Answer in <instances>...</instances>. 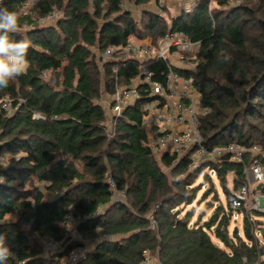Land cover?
I'll use <instances>...</instances> for the list:
<instances>
[{
	"label": "trees",
	"instance_id": "1",
	"mask_svg": "<svg viewBox=\"0 0 264 264\" xmlns=\"http://www.w3.org/2000/svg\"><path fill=\"white\" fill-rule=\"evenodd\" d=\"M28 1L0 0V8L17 14L19 28L28 26L10 38L31 41L27 71L0 89V233L11 253L5 264H61L73 247L93 239L99 241L77 264H144L145 253L162 264H264V246L248 217L247 240L238 233L236 240L230 237L231 213L222 206L203 225L190 224L192 213L180 217V206L194 198L195 175L169 181L148 145L155 131L142 124L136 109L115 118V135L109 137L102 94L103 80L111 94L131 84L137 69L133 63L105 61L110 47L126 46L131 35L157 42L169 29L182 30L200 42L198 66L186 74L208 110L201 117L203 144L264 148V0H242L245 16L239 23L222 15L221 7L232 0H197L181 15L144 11L141 20L122 0H35L31 13L19 15ZM55 12L57 19L41 22ZM230 15L236 19L239 12ZM165 66H151L155 79L163 80L158 72ZM45 71L53 81L42 77ZM5 97L13 110L2 108ZM159 155L174 173L195 170L197 176L210 166L223 185L229 172L237 187L245 181L243 164L228 155L197 169L188 153L178 163L174 154ZM115 189L125 202L113 200ZM45 191L56 195L47 199ZM69 211L81 239L71 235ZM210 229L228 250L213 241ZM44 238L61 242L64 251L45 256Z\"/></svg>",
	"mask_w": 264,
	"mask_h": 264
},
{
	"label": "built area",
	"instance_id": "2",
	"mask_svg": "<svg viewBox=\"0 0 264 264\" xmlns=\"http://www.w3.org/2000/svg\"><path fill=\"white\" fill-rule=\"evenodd\" d=\"M171 1L156 0L158 9L166 8ZM57 16V12L50 13L42 18V21L51 22ZM136 39L138 38L135 35H131L126 46H113L103 53V56H106L103 57L105 61L115 59L117 62L133 63L137 67L133 82L118 86L115 92L109 95V103L104 102L108 106L107 110L111 106L114 109L113 113L108 112L109 127L115 128V118L123 116L125 110L136 109L143 119L142 124L155 131V135H150L148 145L158 155L161 151H168L177 156L178 163L188 153L193 169L203 166L206 161L216 162L219 157L225 155H228L231 161L244 163V175H248L243 184L228 194V206L231 209L246 208L251 200L252 183L257 186L264 182V148L259 145L251 146L249 151L253 156H249L250 160L245 163L248 148H242L239 142H230L212 149L203 144L201 117L207 114L208 110L201 104L200 91L186 74L198 66L196 55L200 50V42L190 40L182 30L172 29L157 42L151 39L148 43H138ZM159 62L166 65L158 72L163 80L155 79L157 74L151 67ZM117 71L118 67L115 66L114 72ZM1 106L4 110H13L12 101L8 97L1 101ZM17 108L18 106L14 110ZM233 148L236 149L231 151ZM209 168L217 175L216 169L210 166ZM110 182L114 185L111 179ZM66 220L68 223L74 220L71 211L67 213ZM43 240L47 252L64 251L61 242L49 238ZM87 252L85 245L73 247L68 254L61 257L60 262L77 264ZM145 255L144 264H155L147 253Z\"/></svg>",
	"mask_w": 264,
	"mask_h": 264
},
{
	"label": "rangeland",
	"instance_id": "3",
	"mask_svg": "<svg viewBox=\"0 0 264 264\" xmlns=\"http://www.w3.org/2000/svg\"><path fill=\"white\" fill-rule=\"evenodd\" d=\"M122 1H123V7L124 8L132 10L135 19H138V20L142 19L143 13H142L141 9H142L144 4H142V3L138 4L137 3L138 0H122ZM147 1H149V0H146L144 3H147ZM151 1H152L153 5L154 4L157 5L156 0H151ZM193 1H195V3H196L197 0H180V1L179 0H172L171 2H169L167 4V8H165V9H168V12L172 13V15H178V14H181L185 10L186 11L192 10V8L195 6ZM35 2H36L35 0H32V1L29 0L26 3V5L23 6L18 11L19 15L25 16L28 13H31L30 7ZM191 3H193V5H190ZM242 4H243L242 0H232V1H230V4H226L225 6H222L221 11H223V13L225 12V14H222L223 17H226L227 21L234 20L236 23H239L240 18L245 16V14L243 12V7H245V5L240 6ZM253 5H254L253 3H247V6H249V7H253ZM209 7H211V9L215 8L216 2L210 1ZM233 9H235V11L239 12V16L236 19H233V16L230 15V12H232ZM226 11H228V12L226 13ZM59 16H60V14L58 13V16L55 19H57ZM44 17L40 18L41 22H43L42 18H44ZM170 25H171V21L168 22V26H170ZM26 27H28V26L23 25V27H21L22 31H25ZM21 28L18 27L17 31H20ZM136 37L138 38V39H136V42H138V43H143V42L148 43V40L152 39L151 37H147V36L146 37L136 36ZM139 39H141V40H139ZM103 57L106 58V56H103ZM42 77L47 79V80H51V81L54 80L53 75L51 74L50 71L43 72ZM102 94H103V97L105 96V99H103L105 101V103L106 102L109 103V100H110L109 95L110 94L106 93V81H104V80L102 81ZM101 101H102V98L100 99V102ZM105 103H104V107H105ZM107 108H108V106L105 107V110H107ZM108 112L110 114L114 112V109L112 108V106L110 107V109L107 110L106 113L108 114ZM109 130H110L109 137H113L115 135L116 130L113 131V129L111 127H109ZM242 148L245 149L247 147L242 145ZM235 149L236 148H233V149H231V151H234ZM249 150H250V147H248V150H247L248 153L247 154H249L250 157H252L253 153ZM153 152H154V150H153ZM161 152L163 154L164 153L166 154V152H168V151H161ZM154 154H155V158L158 161V164L162 167V169L165 171V173H167L169 175V178H168L169 181L172 180L173 178H175V179H178V178L179 179L180 178L186 179L190 174L192 176L195 175L192 179V185L190 186L191 190H193L190 192V194H194V198H193L191 204H188V205L182 204L180 206L179 211H181V215H180L181 218L186 216V214H188V213H192V216L190 218V224L191 225H196V224L203 225L204 222L210 220L215 215L216 210L220 206H222L224 208V212L231 213V220H230V225L228 226V231H229V235L232 239L236 240V238L234 237V234H233L234 231H236V233H238V236L242 237L243 240H247L245 235H244V231H245L246 218L248 217V221L254 225L253 230L256 233L255 235H256L257 239H259L260 244L264 246V190L262 189L264 182L261 184H258L257 186H254V184L252 183V186L250 187L251 200H250V204H248V206H246V208L231 209L228 206V194L230 193V191L232 189L237 188V186L234 183V179H235V173L234 172H229L225 175L224 180H225L226 185H223V184H221L222 181L218 178V175L214 174L209 167H204V166L201 167V169H203V171L201 173H199V175H197V176H196V174H194L195 170H190L189 172H191V173H189V172L184 173L183 171L174 173L173 171L171 172L170 167H167L163 164L161 155H158L155 152H154ZM179 156H181V155H179ZM16 157H18V156H16ZM250 157H249V160H250ZM2 160L5 161L4 159H2ZM205 163L206 162H204V164ZM245 163H246V161H245ZM242 164H243V166H245L244 163H242ZM205 174H208L210 176L211 180L204 177ZM173 175H176V176H173ZM247 175H246V177H247ZM246 177H245V180H246ZM27 185H29V184H27ZM41 185H43V183L36 182V186H41ZM258 190H260V191H258ZM44 193L46 194L47 199H51L53 194H54V193L49 194V193H47V191H45ZM113 197H114L113 200L115 202H118L119 200H122L124 202L126 201V198H125V196H123V193H121L117 189L114 190ZM75 224H76L75 220H73L71 223L68 224L70 226V229H71V235H72L73 239H81L80 234H78L74 230ZM152 224H153V222H152ZM208 232L210 233L211 238L213 239V241L216 244H218L221 248H223V249L226 248V250H228L226 245L215 237L214 229H210V230H208ZM97 241H99V240H94V239L91 241L86 240V242H85L86 250L87 251L92 250L94 248V246H96ZM247 242H249V241H247ZM41 244H43L44 253H47V251L45 250V247H44V240H41ZM150 258H151V260L154 261L155 264H158V262L160 263V260L158 259L157 256L156 257L150 256Z\"/></svg>",
	"mask_w": 264,
	"mask_h": 264
},
{
	"label": "clouds",
	"instance_id": "4",
	"mask_svg": "<svg viewBox=\"0 0 264 264\" xmlns=\"http://www.w3.org/2000/svg\"><path fill=\"white\" fill-rule=\"evenodd\" d=\"M18 19L14 11L0 8V89H6L29 67L27 54L31 41L10 38V34L17 31ZM10 255L7 236L0 233V264H5Z\"/></svg>",
	"mask_w": 264,
	"mask_h": 264
},
{
	"label": "crops",
	"instance_id": "5",
	"mask_svg": "<svg viewBox=\"0 0 264 264\" xmlns=\"http://www.w3.org/2000/svg\"><path fill=\"white\" fill-rule=\"evenodd\" d=\"M193 3L195 5V1H193ZM193 3H191L190 5H193ZM142 4L145 5V6L143 5V7L141 9L142 13L144 11H147V12H150V13H153V14H157V15H163L165 13V11H164L165 8H163L162 10H159L158 7H157V5L156 4L153 5V3H152L151 0L147 1V3H142ZM130 11H132V10H130ZM189 11H191V10H189ZM189 11H186L185 10L183 12H189ZM132 14H133V12H132ZM178 15H181V14H178ZM133 16H134V14H133ZM50 254H52V253H48V252L47 253H44L45 256L50 255Z\"/></svg>",
	"mask_w": 264,
	"mask_h": 264
},
{
	"label": "water",
	"instance_id": "6",
	"mask_svg": "<svg viewBox=\"0 0 264 264\" xmlns=\"http://www.w3.org/2000/svg\"><path fill=\"white\" fill-rule=\"evenodd\" d=\"M233 234H234V236H235V234H236V231H234V233H233Z\"/></svg>",
	"mask_w": 264,
	"mask_h": 264
}]
</instances>
